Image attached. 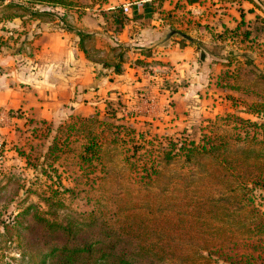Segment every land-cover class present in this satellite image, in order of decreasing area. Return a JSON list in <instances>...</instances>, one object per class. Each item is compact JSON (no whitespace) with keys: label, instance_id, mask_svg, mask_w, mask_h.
I'll use <instances>...</instances> for the list:
<instances>
[{"label":"rangeland","instance_id":"obj_1","mask_svg":"<svg viewBox=\"0 0 264 264\" xmlns=\"http://www.w3.org/2000/svg\"><path fill=\"white\" fill-rule=\"evenodd\" d=\"M10 1L0 0V48L8 42L3 41V33L12 28L2 20ZM77 1L91 4L92 11L107 0ZM110 1L111 5L121 2ZM56 20L60 19H44ZM256 53L235 64L228 91L215 86L214 80L200 98L164 99L173 108L158 116H146L145 99L140 96H106L90 116L75 115L61 123L14 122L11 131L2 127L0 264H34L29 255L37 250L32 243L39 230L38 216L83 223L93 213L98 220L110 221L117 208L141 215L149 204L168 200L167 195L185 189L195 194L204 184L214 187L215 181L209 180L212 174L241 181L252 176V160L239 170L225 164L226 170H221L216 160L241 159L249 140L264 144V51ZM4 115L23 118L20 111H3L0 126L5 125ZM214 143L221 145L220 151L209 150ZM203 147L207 152L199 153ZM246 183L245 201L256 210L259 223L264 219V186ZM210 223L202 229L214 232L221 226L217 220ZM199 228L198 236L212 237L217 243L209 264H264V234L248 235L235 227L237 232L226 229L207 235Z\"/></svg>","mask_w":264,"mask_h":264},{"label":"crops","instance_id":"obj_2","mask_svg":"<svg viewBox=\"0 0 264 264\" xmlns=\"http://www.w3.org/2000/svg\"><path fill=\"white\" fill-rule=\"evenodd\" d=\"M107 1L82 16L69 15L73 30L60 20L9 21L12 28L3 33L8 42L0 48V114L16 110L23 118L4 115L0 129L11 131L14 122L61 123L90 116L106 96H140L146 116H158L173 108L164 99L200 98L209 82L228 91L235 64L246 54L258 55L242 45L233 59V42L220 38L242 21L252 28L258 16L264 17V0ZM79 31L91 35L83 46ZM119 52L124 55L117 74L102 61Z\"/></svg>","mask_w":264,"mask_h":264},{"label":"trees","instance_id":"obj_3","mask_svg":"<svg viewBox=\"0 0 264 264\" xmlns=\"http://www.w3.org/2000/svg\"><path fill=\"white\" fill-rule=\"evenodd\" d=\"M90 7L91 4L77 0H12L5 5L2 20L7 22L20 18L25 24L33 20L59 18L68 30H73L67 23L68 16H82ZM55 8L63 12L59 14L54 11ZM250 27L242 21L238 28L226 30L224 36H220L222 40L230 39L233 42L230 52L233 59L238 58L242 45L264 51V42L261 41L264 39V17L258 16ZM78 35L80 45L83 40L91 38L90 34L81 31ZM110 49L112 52L116 50ZM123 55V52H119L111 61L102 63L106 69L120 74ZM255 113L258 114L257 111ZM209 150L220 151L221 145L214 143ZM242 151L241 159L233 156L223 163L216 160L217 166L226 170L225 164L232 170H239L242 163L247 164L252 160L256 174L244 181L212 174L209 180L215 181L214 187L204 184V188L195 194L185 189L181 194L167 195L168 200L159 205L149 204L148 211L141 215L127 214L117 208L110 221L98 220L93 213L83 223L36 217L39 230L35 232L32 245L37 250L34 255L30 253L31 260L34 264H165L166 261L209 264V256L217 243L212 237L198 236V226H201L198 231L207 235L226 229L237 232L235 227L242 228L243 231L238 229V232L248 235L264 234V219L258 223L254 214L256 210L249 209L243 192L248 187L247 181L264 186V144L249 140ZM198 152L204 153L207 149L203 147ZM215 220L221 226L216 227L214 232L202 229V226L211 227L210 222Z\"/></svg>","mask_w":264,"mask_h":264},{"label":"water","instance_id":"obj_4","mask_svg":"<svg viewBox=\"0 0 264 264\" xmlns=\"http://www.w3.org/2000/svg\"><path fill=\"white\" fill-rule=\"evenodd\" d=\"M183 36L185 37V38H187V39H189V40H192L190 37H188L187 35H184L183 34Z\"/></svg>","mask_w":264,"mask_h":264},{"label":"built area","instance_id":"obj_5","mask_svg":"<svg viewBox=\"0 0 264 264\" xmlns=\"http://www.w3.org/2000/svg\"><path fill=\"white\" fill-rule=\"evenodd\" d=\"M124 11H125V12L128 11V8H125Z\"/></svg>","mask_w":264,"mask_h":264}]
</instances>
